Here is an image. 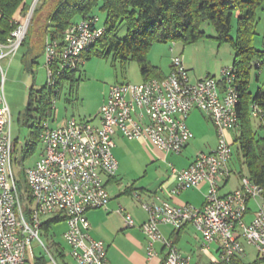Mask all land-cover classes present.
Listing matches in <instances>:
<instances>
[{
    "label": "built area",
    "instance_id": "obj_1",
    "mask_svg": "<svg viewBox=\"0 0 264 264\" xmlns=\"http://www.w3.org/2000/svg\"><path fill=\"white\" fill-rule=\"evenodd\" d=\"M34 7V6H33ZM32 10L24 19L9 17L12 27L6 42H0V62L11 59L22 45ZM7 18L0 10V19ZM96 16L81 19L67 28L61 47L56 41H46L44 48L48 87L55 85L54 68L77 71L84 64L81 55L88 52L104 32ZM60 49V53L58 50ZM173 49L170 48V52ZM264 51V37H263ZM181 58L171 59L170 72L162 79H148L138 84L116 83L109 88L105 101L97 111L98 125L91 119H67L60 127L46 121L39 132L42 152L34 165L25 170L32 209L29 221L23 216L20 195L12 172L13 138L11 116L0 83V264H27L26 254L33 241L44 246L39 237L44 218L55 212L66 216L62 234L74 264H109L101 240L91 238L86 213L106 209L110 198L103 177H113L118 170L112 148L113 135L118 132L127 140H144L162 152L181 154L193 135L186 125L192 110H198L212 122L217 145L199 152L183 169L171 166L176 179L174 192L207 184L203 204L172 205L155 196L141 202L147 215L140 226L145 234L146 252L153 257L154 244L160 242L166 250L162 264H189V256L180 253L175 244L160 234V225L178 230L191 224L201 236V251L218 245V261L229 263L233 257L245 254L243 242L256 250V264H264V205L262 189L247 177L227 195L219 189L231 174L232 143L228 135L237 123L235 112L239 94L231 66L222 69L220 78L206 75L191 82ZM264 73V56L253 63ZM1 82L3 70L0 66ZM57 92V90H54ZM54 98L52 99V103ZM251 116L261 119L262 110L251 105ZM139 200V194L133 193ZM257 203L254 216L244 222L249 201ZM118 212L124 213L119 206ZM127 227L133 220L124 215Z\"/></svg>",
    "mask_w": 264,
    "mask_h": 264
},
{
    "label": "trees",
    "instance_id": "obj_2",
    "mask_svg": "<svg viewBox=\"0 0 264 264\" xmlns=\"http://www.w3.org/2000/svg\"><path fill=\"white\" fill-rule=\"evenodd\" d=\"M38 3L39 0L30 19V22L33 21L34 16V21L31 26L29 23L24 40H22V45L28 43L31 56L34 54L30 61L31 64H34L37 52L44 53L46 41H56L61 47L63 34L69 26L81 19L94 17L95 10L100 9L106 12L104 32L95 45L81 55V58L85 61L92 57H107L113 52L114 59L120 60L123 66L130 61L137 62L142 81L165 77L160 69L152 66L147 60L153 43L169 41L195 43L205 36L201 26L204 21L208 22L214 30V38L218 44L230 43L233 48L231 67L239 99L235 108L237 123L232 144L236 145L237 160L240 167L245 166L248 173L247 178L262 189L261 201L264 205V144L254 132L251 124L254 117L251 116L250 111L251 105L256 104L263 113L262 118L258 119L261 123L264 122V88L257 89L254 94L249 91L252 71L256 72V76L264 74L253 67V63L264 56V51L257 49L254 44L259 22L257 13L261 9L264 11V0H44L41 8L37 10ZM46 5L48 7L43 14L42 10ZM19 7L23 12L29 6L24 0H0V10L7 17L0 19V42H6L12 30L7 19L16 14ZM234 16L236 17V31L234 36H231ZM122 23L126 28V37L120 39L117 30L119 24ZM29 27L30 34L35 31L38 35L33 43H30L27 38ZM35 27H37L36 30ZM58 52L60 53V49ZM58 63L57 60L52 66L54 71L56 70L54 72L55 85L48 87L45 84L40 90L38 99L35 93L30 92L22 121L29 129L28 138L24 143L25 154H33L38 147L39 132L52 114V99L60 93L63 84L69 82L71 89H74L81 78V75L76 76L78 70H59ZM34 100L38 101L37 111L40 119L30 125V111ZM16 150V140H13L12 159ZM238 177L240 180L245 176L239 172ZM63 220H66L63 212H59L53 218L44 219L40 226L41 233L47 236L51 227ZM62 249L60 246L57 248L61 258L64 257ZM256 263L257 259L253 263H244L238 256H235L229 263L219 262L218 264ZM32 264H46V261L43 257H37Z\"/></svg>",
    "mask_w": 264,
    "mask_h": 264
},
{
    "label": "rangeland",
    "instance_id": "obj_3",
    "mask_svg": "<svg viewBox=\"0 0 264 264\" xmlns=\"http://www.w3.org/2000/svg\"><path fill=\"white\" fill-rule=\"evenodd\" d=\"M37 1L38 0H24L29 7L23 12L19 7L16 14L12 17L24 19L29 11H31L32 8L34 9ZM43 1L44 0H39L37 10L41 8ZM47 7L48 6L46 5L44 10H42L43 14H45ZM95 11L94 15L98 18V26H104L106 12L100 9H96ZM262 11L263 9L259 10L258 13ZM34 18L35 17L33 16V21ZM232 19L231 36H234L236 31V17L234 16ZM33 21L30 22L29 20L30 26ZM261 27L262 24L259 23L257 36L254 41L255 47L259 50L262 47L260 43L262 34ZM36 29L37 27H35V30ZM201 30L205 33V36L195 43H184L182 41L153 43L147 55V60L152 66L154 65L160 69L163 74L168 75L170 72L171 59L177 56L182 57L183 49L185 48V59L189 60L188 62L190 63L189 70L187 71L188 75L198 72L201 74L208 73L210 75H216V78H220L221 70L224 67H229L233 60L232 45L230 43L218 44L214 38V30L208 22L204 21L201 26ZM29 31L30 27L27 38L30 40V43H33L38 38V35L35 31L32 32V34H30ZM117 35L120 39L126 37V28L124 23L119 24ZM170 48H173L174 52H170ZM43 54L37 52L34 64H31L30 61L34 57V54L31 56L27 43L22 45L11 59L2 60L0 62V66L3 70V80L1 82L0 75V83L2 84L3 94H5L4 97L11 115V135L12 138L16 140L17 144V150L13 154L11 163L12 172L20 195L23 216L27 221H29V212L32 209V203L28 198L25 170L30 168L34 162L38 160L37 158L40 153V144L37 145L38 147H36L33 154L24 153V143L28 138L29 129L26 125H24V123H22V121L25 109L27 108L29 102L30 92L32 91L35 93L34 95H36L38 99L40 90L46 84V80H48ZM255 73L256 72L252 71L250 77L249 91L252 94H254L257 89L264 88V75H261L259 81L256 82ZM78 75H81V78L75 85L74 89H71L70 83L66 82L59 91L60 93H58V95L54 98V102L51 105L53 107L52 114L50 115V118H48L49 126H61L66 119L70 118H74L77 121L87 120L90 116H92L93 111L104 98L105 91H108L112 85L116 83L138 84L143 80L137 62L130 61L123 66L120 60L114 59L113 52H111L107 57H92L85 60L84 64L80 66L76 76ZM37 102L38 101L34 100L31 106L29 118L30 125L40 119V114L37 111ZM251 124L257 138L261 139L264 144V122L261 123V120L258 118H252ZM262 124L263 126H261ZM186 125L187 127L190 126V129L194 132V138L191 140L188 148H186V153H195V155L199 152L209 153L216 147L218 142L216 131L213 126H211L212 124L208 122V119L204 114L200 113L198 110H193L192 113H189ZM234 136L235 131L233 129L228 135V141L232 143ZM231 149L232 161L230 162V169L232 172L230 174L227 187L222 189L224 191L233 188L236 183L238 184L239 172H242L245 177H248L245 166L240 167L238 163L236 145L232 144ZM253 203V201H250V208L254 205ZM55 214H58V212H55L53 215ZM61 228L62 227L58 225L53 227L52 230H50L49 236H44L41 231H39V237L44 246L40 245L37 241H33L31 243L29 246V262L31 264L33 263L34 258L40 256L48 259V255L44 247H46L50 253L54 254L55 262L57 264H62V261L56 257L54 253L55 251H53L49 246L50 237H53L54 234H56L55 240L58 242L59 246L64 248L63 251L66 255L65 262L72 264L71 259L68 256V248L67 246L65 247L64 241H62L63 238L61 240V236L59 234ZM244 246L246 247V255L243 256L244 262L253 263L256 259L254 247L252 248V246H247L246 244H244Z\"/></svg>",
    "mask_w": 264,
    "mask_h": 264
},
{
    "label": "crops",
    "instance_id": "obj_4",
    "mask_svg": "<svg viewBox=\"0 0 264 264\" xmlns=\"http://www.w3.org/2000/svg\"><path fill=\"white\" fill-rule=\"evenodd\" d=\"M257 16V18H259L257 29L258 24H262V34L260 41L262 47L260 50H263L264 11L257 13ZM185 53L186 49L184 48L182 57H177L181 58L180 61H182L183 66L188 71L190 63L188 62L189 60L185 59ZM163 75L166 76L167 74ZM206 75L210 74L194 72L193 74L189 75V78L191 81L195 82ZM261 75L255 77L256 82L259 81ZM211 76L216 77V75ZM108 92L109 89L108 91H105L104 98L93 111L92 116L89 117L94 125H98L97 111L100 105L105 101ZM64 123L62 125H64ZM188 128L194 138V132H192L190 126H188ZM191 140L189 141L186 148H188L190 145ZM113 141L114 147L112 148V153L117 160L118 170L113 177H103L105 183L104 185L109 194L110 201L106 209H95L86 213V218L90 223L88 233L90 236H92L91 238H95V240H101L104 243L105 248L107 249L106 255L109 264H162L166 252L162 243L156 242L154 244L155 254L153 257H148L147 255L146 238L144 236L145 234H143L140 230V226L146 222L147 215L141 207V202L151 201V199H154V197L157 196L160 199L167 200L172 205L189 204L195 207H200L204 201V195L207 191V184L202 183L197 188H190L174 192L173 190L175 189L176 179L171 173L170 169L171 166L176 169L186 168L192 162L193 158L195 157V153H186V148L179 155L165 153L152 146L148 142H145L144 140H127L118 132L113 135ZM39 144L40 156L42 152V145L40 142ZM229 179L224 181V183L221 185L219 189L220 196L229 194L239 186L238 180V184L236 183L233 188H230L226 191L222 190L223 188L225 189L227 187ZM133 193L139 194V200L133 198ZM250 201L248 202V208L244 215V222L246 223L252 220L257 203L259 202L258 200H252L254 205L250 208ZM119 206L124 209V213L118 212ZM125 213L131 216L134 224L133 227H127L124 217ZM56 215L57 214L51 215L44 219L53 218ZM57 225L62 227L59 233L62 240V234L66 229L67 224L65 220H63L57 224H54L50 230H52V228ZM159 229L161 232L160 234H162L166 239L171 240L180 253L187 257L189 256V264L219 263L218 245H216V243H214V245L211 244L206 251H201V236L191 224L186 222V224H184L178 230H175L167 225H160ZM49 235L50 231L48 236ZM55 239L56 234H54L53 237H50L49 246L53 251H55L54 253L56 257L62 261V264H68L65 262V253L63 258L59 257V251H57L59 244ZM244 244L245 243L243 242V246ZM44 248L47 252L48 259L43 256L40 257L45 259L46 264H57L55 262L54 254L50 253L46 247ZM244 249L245 254L243 256L246 255L245 246ZM62 250H64V248ZM27 252V264H31L29 262V247ZM254 254L256 257L255 249ZM243 256L239 257L242 262H244ZM71 262L74 264L72 259Z\"/></svg>",
    "mask_w": 264,
    "mask_h": 264
}]
</instances>
